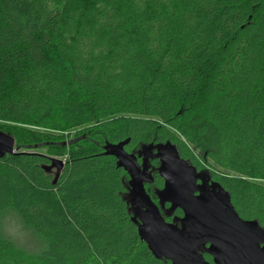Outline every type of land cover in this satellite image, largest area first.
Wrapping results in <instances>:
<instances>
[{"label":"trees","instance_id":"16d2710c","mask_svg":"<svg viewBox=\"0 0 264 264\" xmlns=\"http://www.w3.org/2000/svg\"><path fill=\"white\" fill-rule=\"evenodd\" d=\"M53 1L0 0V123L45 149L0 158V216L17 213L49 263L172 264L140 240L129 176L103 155L128 139V153L170 141L264 227V0ZM29 128H81L98 150L69 153L53 185L42 167L61 146Z\"/></svg>","mask_w":264,"mask_h":264},{"label":"water","instance_id":"95a60500","mask_svg":"<svg viewBox=\"0 0 264 264\" xmlns=\"http://www.w3.org/2000/svg\"><path fill=\"white\" fill-rule=\"evenodd\" d=\"M128 142L105 143L103 155L114 157L116 166L128 174L131 222L155 259L172 264H264V227L256 220L241 219L229 193L208 171H198L182 159L170 141L142 145L137 153L125 151ZM18 150L14 137L0 131V158ZM149 159L159 160L157 171L163 187L156 191L158 204L144 187L153 182ZM63 166L64 161L51 158L50 164L42 167L46 173L56 169L53 185ZM176 209L182 216L167 222L165 218ZM205 254L211 263L204 259Z\"/></svg>","mask_w":264,"mask_h":264},{"label":"rangeland","instance_id":"374dc122","mask_svg":"<svg viewBox=\"0 0 264 264\" xmlns=\"http://www.w3.org/2000/svg\"><path fill=\"white\" fill-rule=\"evenodd\" d=\"M51 2H54L51 0ZM11 129H5L3 124L0 123V131L12 135L15 139V144L19 146L18 151L24 152H38L45 153L43 148H34L35 145H40L38 138L31 145L23 144L26 142V139L22 137V131H20L21 125H11ZM186 130V126H184ZM31 133L36 134V131L46 134V137L49 141L56 142L61 146L62 154L56 155L52 158L65 161L69 153L77 150H90L97 151V147L92 142H85L88 139L86 131L83 129H73L68 131H55V130H37L36 128H29ZM169 133V132H168ZM173 133V132H172ZM177 135V134H176ZM180 135H178L179 137ZM202 140V137H199ZM203 139L209 141L212 139V136H208ZM23 140V143H22ZM75 141L74 143L68 144L69 142ZM211 143V142H210ZM210 143H205L210 145ZM204 149V148H203ZM196 151L195 156L201 161V164L204 166L207 165V155L205 150ZM201 152L204 155H201ZM201 165V166H203ZM56 169L53 168L51 174L54 175ZM152 192L154 189L151 190ZM6 238H9L13 243L14 247H7ZM45 251V246L38 242L31 233L23 227L19 219L17 218V213L15 212H5L0 216V264H61L57 260L51 261L50 263L43 257Z\"/></svg>","mask_w":264,"mask_h":264},{"label":"flooded vegetation","instance_id":"af4514ba","mask_svg":"<svg viewBox=\"0 0 264 264\" xmlns=\"http://www.w3.org/2000/svg\"><path fill=\"white\" fill-rule=\"evenodd\" d=\"M150 160V159H149ZM152 161H158V163H159V160L158 159H152ZM138 163H141V159L139 158L138 159ZM150 163V162H149ZM149 163H148V167H149V171L152 173V177H153V182L151 183V184H148V183H146L145 185H144V187H145V190H146V192L149 194V196L151 197V199L153 200V197L151 196V194H150V192H152L151 190L152 189H154V191L152 192L153 193V195H154V197L155 198H157V196H156V191L157 190H160V189H156V187H153V185L155 184L154 182H155V177H156V175L155 174H153V172H154V169L153 170H151V165H149ZM159 167V166H158ZM158 167H157V169H158ZM157 169H156V171H157ZM198 170V169H197ZM199 171V170H198ZM200 171H203V170H200ZM157 176H159V174H158V171H157ZM160 177V176H159ZM161 178V177H160ZM162 179V178H161ZM213 180V179H212ZM214 181V180H213ZM199 183V182H198ZM156 204H158V199L155 201V200H153ZM169 207V204H166L165 205V208H168ZM177 211H179V209H176L173 213H172V215H171V217L172 216H175L174 214L175 213H177ZM181 211V210H180ZM182 213V212H181ZM181 216H182V214H181ZM180 216V217H181ZM169 219H170V217H168ZM168 218H165V220L167 221V222H171V221H168ZM172 220V219H171Z\"/></svg>","mask_w":264,"mask_h":264}]
</instances>
